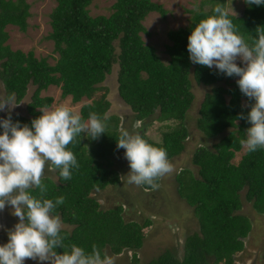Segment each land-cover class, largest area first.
<instances>
[{"label":"trees","instance_id":"16d2710c","mask_svg":"<svg viewBox=\"0 0 264 264\" xmlns=\"http://www.w3.org/2000/svg\"><path fill=\"white\" fill-rule=\"evenodd\" d=\"M242 1V14L229 13V19L238 34L251 44L257 27H264V5ZM91 2L56 0L49 14L48 39L53 41L58 56L50 64L45 57H35L31 50L25 53L5 44L9 37L6 26L27 30L30 4L26 0H0V80L7 96H13L16 103L25 97L29 85L35 87L26 105L28 116L12 115L13 122L30 125L33 118L41 115L39 109L49 107L53 101L51 96H41V91L54 85L60 88L63 98L71 96L74 103L83 97L90 99L91 102L80 107L83 120L87 121L89 114L95 112L106 125L105 133L91 139L88 150L83 133L67 146L79 165L70 169L71 179H62L58 169L56 181L48 176L42 178L47 186L43 198L55 202L63 196L64 203L56 206L54 214L71 226L70 230L61 229L65 248L56 251L62 253L75 244L91 253L92 245L96 244L102 256L107 247L114 255L131 250V264H208L209 258H213V264H235L234 255L243 250V239L251 230L249 217L239 212L242 192L258 213H264V148L246 150L233 162L242 149L240 140L246 139V129L251 127L239 116H247L248 105L254 101L241 93L236 76L228 77L216 68L192 63L187 50L192 28L213 14L217 4L225 8V0H201L198 8L190 10L186 26L167 32L170 40L165 46L167 62L141 37V33H147L142 21L150 12L165 15L161 4L152 0H116L109 15L92 16ZM206 4L210 5L207 11L202 8ZM114 66L118 96L135 120L145 122L154 117L156 121L173 122L166 125L160 142L141 133L148 143L165 149L169 160L184 150L189 135L185 117L194 99L191 80L210 86L200 102L196 125L204 136L218 139L212 148L203 145L194 151L192 163L198 167L196 174L187 168L175 174L177 192L193 208L199 226L198 231L186 238L181 260L165 250L142 263L137 251L145 239L144 228L151 221L147 219L142 224L126 221L121 205L101 208L92 195L119 183L120 178L118 170L111 167L114 162L110 156L117 148L121 117L106 116L110 102L107 89L102 90L101 85ZM243 98L247 106L243 105ZM142 187L156 188L147 184ZM29 191L40 196L37 188ZM262 259L264 264V249Z\"/></svg>","mask_w":264,"mask_h":264},{"label":"clouds","instance_id":"9594fccd","mask_svg":"<svg viewBox=\"0 0 264 264\" xmlns=\"http://www.w3.org/2000/svg\"><path fill=\"white\" fill-rule=\"evenodd\" d=\"M248 5H264V0H244ZM256 37L251 44L238 34L228 11L217 4L213 14L207 15L192 28L188 36L187 50L192 63L213 68L228 77L237 76L241 93L249 101L247 116L240 114L251 124L246 129V139L241 146L248 152L264 148V27H257ZM243 66H238L237 60ZM16 105L13 98L0 97V111H7L6 118H0V210L6 206L18 222L6 229L8 241L0 245V264H24L26 259L47 262V264H114L107 253L103 256L96 244L91 253L72 244L65 248L60 235L62 220L54 214L57 205L64 203V197L55 202L43 198L47 186L42 183L45 170H59L64 180L71 179V168H78L76 156L67 146L82 133L95 140L105 133L106 125L92 112L87 121L79 111L67 104L45 106L41 115L29 124L13 122L11 110ZM117 148L125 150L129 162L128 182L157 187L155 181L174 171L167 152L148 143L140 133L119 129ZM39 189L40 196L30 194V189ZM2 227V226H0Z\"/></svg>","mask_w":264,"mask_h":264},{"label":"rangeland","instance_id":"374dc122","mask_svg":"<svg viewBox=\"0 0 264 264\" xmlns=\"http://www.w3.org/2000/svg\"><path fill=\"white\" fill-rule=\"evenodd\" d=\"M30 4V17L27 19L28 27L22 32L18 27L13 25L6 26L8 32V44L13 50H21L23 52L33 51L37 58L45 57L50 64L55 62L57 53L54 51L53 41L48 39L51 32L50 17L52 9L56 5V0H26ZM116 0H92L89 6V13L95 15H109L112 12V5ZM159 3L166 10L164 16L159 12H150L142 24L147 33H141V37L146 45L155 48L158 56L164 61H168V55L165 52V46L170 44L167 36L169 30L186 26L191 17L190 10L198 8L201 0H152ZM210 5L206 4L202 8L207 11ZM244 3L242 0H225V9L228 13L240 16L243 12ZM238 66H243L242 62L237 60ZM213 68H215L213 66ZM116 69L107 76L106 80L101 84L102 90L107 89L106 95L110 102V109L106 116L118 115L121 117L119 129L125 128L130 133H144L153 141L160 142L161 134L167 130V124L173 122H161L149 119L145 122L135 120L130 108L125 105L118 96L116 83ZM238 80L239 77L236 76ZM192 93L194 99L186 112L185 122L189 135L185 140L184 150L170 159L174 166V171L160 178V186L154 189H145L142 185L128 182V173L130 165L125 158V150L116 148L115 154L110 156L114 167L119 172V183L109 185L101 191L93 192L101 208L107 209L121 205L123 208L122 216L126 221L133 220L144 223L145 220L151 221L150 225L144 228L145 239L142 246L138 249L140 261L147 262L151 258L159 255L165 250H170L179 260L183 257L184 243L186 238L193 232L199 230L198 222L193 214V208L189 206L186 200L177 192V184L175 182V174L180 170L187 168L194 174L197 173L198 167L192 163V155L199 146L212 148V144L218 139L208 138L202 134L197 128L196 121L199 116V106L206 92H209L210 86L196 83L193 79ZM220 84H224L221 82ZM34 86L29 85L25 97L19 103L13 98L16 105L11 110L12 115L28 116L26 105L31 100ZM100 90V91H102ZM98 91V92H100ZM97 92V95L100 93ZM41 96H51L53 101L51 106L64 103L80 111V107L84 103L91 102L90 99L83 97L79 102H72L71 96L62 97L59 87L50 85L47 89L41 91ZM0 97H8L3 83L0 80ZM242 103L247 106V101L243 98ZM1 115L3 117H1ZM7 111L0 113V118H6ZM83 143L87 150L91 144V138L83 134ZM246 150L242 149L236 153L233 162H237ZM45 176L57 180L56 170L49 172L47 167ZM242 192V208L240 213L249 217L251 222V230L244 241V248L241 252L234 255L235 264H263L262 254L264 249V213H258L251 202L244 199ZM18 222V217L12 215L10 206H6L4 210H0V245L7 243L8 236L6 229H11ZM62 228L68 230L71 226L62 222ZM113 258L114 264H131V250H123L120 254L114 255L110 250H104ZM208 264H213V258H209ZM24 264H40L38 261L26 259ZM47 264V262H42Z\"/></svg>","mask_w":264,"mask_h":264},{"label":"flooded vegetation","instance_id":"af4514ba","mask_svg":"<svg viewBox=\"0 0 264 264\" xmlns=\"http://www.w3.org/2000/svg\"><path fill=\"white\" fill-rule=\"evenodd\" d=\"M26 110H27V109H26ZM1 112H2V111H0V113H1ZM16 115H17V114H16ZM1 117H3V116L1 115ZM0 132H1V128H0ZM158 186H160V179H159V182H158L157 187H158ZM157 187H156V188H157Z\"/></svg>","mask_w":264,"mask_h":264}]
</instances>
